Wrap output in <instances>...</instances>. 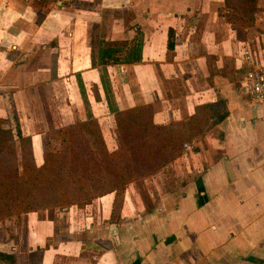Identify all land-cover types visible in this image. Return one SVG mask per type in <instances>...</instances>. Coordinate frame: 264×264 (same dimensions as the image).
<instances>
[{
    "label": "crops",
    "instance_id": "1",
    "mask_svg": "<svg viewBox=\"0 0 264 264\" xmlns=\"http://www.w3.org/2000/svg\"><path fill=\"white\" fill-rule=\"evenodd\" d=\"M227 15L239 13L224 0H0V118H17L37 165L46 130L97 117L99 103L111 119L106 96L152 104L155 124L217 99L228 111L170 173L24 213L1 252L16 264H264V101L239 89L241 49L264 64V0L251 26ZM140 38L139 61L99 64L101 42Z\"/></svg>",
    "mask_w": 264,
    "mask_h": 264
},
{
    "label": "trees",
    "instance_id": "2",
    "mask_svg": "<svg viewBox=\"0 0 264 264\" xmlns=\"http://www.w3.org/2000/svg\"><path fill=\"white\" fill-rule=\"evenodd\" d=\"M256 2L224 0L225 7L239 13L227 18L251 26ZM141 48V38L103 41L99 64L119 62L117 55L122 53L124 63L139 61ZM90 61L95 66L92 47ZM102 78L101 74L103 82ZM105 98L117 146L108 148L98 118L89 111L82 120L55 125L44 132L42 162L38 165L31 137L22 133L17 118L13 126L9 119L0 118V220L39 209L83 206L105 193H118L165 167L180 155L184 143L204 135L228 113L223 100L217 99L195 106L193 113L181 119L155 124L152 104L118 109ZM0 261L16 264L11 252L0 251Z\"/></svg>",
    "mask_w": 264,
    "mask_h": 264
},
{
    "label": "built area",
    "instance_id": "3",
    "mask_svg": "<svg viewBox=\"0 0 264 264\" xmlns=\"http://www.w3.org/2000/svg\"><path fill=\"white\" fill-rule=\"evenodd\" d=\"M239 66L241 69L240 92L255 101H264V64L257 63L248 48L241 49ZM184 150L190 149L189 143L183 144Z\"/></svg>",
    "mask_w": 264,
    "mask_h": 264
},
{
    "label": "rangeland",
    "instance_id": "4",
    "mask_svg": "<svg viewBox=\"0 0 264 264\" xmlns=\"http://www.w3.org/2000/svg\"><path fill=\"white\" fill-rule=\"evenodd\" d=\"M94 107V109H93V111L95 112V114H97V118L99 119V121L101 122V126H102V129H103V132H104V138H105V141H106V144H107V146H108V148L109 149H114L116 146H117V138H116V134H115V131H114V129H113V127H112V129H110L109 128V121H110V123H111V119L109 118V117H107V118H104V116H101V115H99V112H101L100 110H102V112H104V110H103V107H104V103H99V104H94L93 105ZM105 108V107H104ZM108 122V123H107ZM211 128V127H210ZM210 130V129H209ZM208 130V131H209ZM113 131V132H112ZM207 131V132H208ZM207 132H205V134L207 133ZM204 134V135H205ZM204 135H202V136H200V137H198L197 139H194V140H192V141H190V142H186V143H189L190 145H192L195 141H197V140H199L200 138H202ZM186 151L184 150V147L182 146V150H181V152H180V154H183V153H185ZM34 154H35V159H36V162L37 163H40L41 161H40V157H39V152H38V150H37V146H36V143L34 142ZM175 165L173 164H170L169 165V163L164 167V172H167V173H170L171 172V170H174L175 169ZM163 169V168H162ZM159 171H161V169L159 170ZM158 171V172H159ZM157 173V172H156ZM143 179V178H142ZM142 179H140V180H138L139 182H141V180ZM141 185H142V182L141 183H139V187L140 188H142L141 187ZM150 187L152 186L153 187V184L151 185V183H149L148 184ZM148 185H146V187L148 186ZM144 186V185H143ZM24 214V213H23ZM22 214H20V215H15V216H12V218L10 217V221H5V222H3L1 225H0V233L2 234V232L3 233H5L6 231H8L9 232V229L12 227V225H13V223H12V220H14V222H18V223H20V221H21V219H22V216H21ZM15 223V224H16Z\"/></svg>",
    "mask_w": 264,
    "mask_h": 264
}]
</instances>
